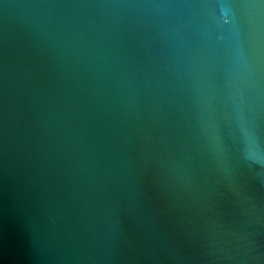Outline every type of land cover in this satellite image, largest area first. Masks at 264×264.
Wrapping results in <instances>:
<instances>
[{
	"label": "water",
	"instance_id": "1",
	"mask_svg": "<svg viewBox=\"0 0 264 264\" xmlns=\"http://www.w3.org/2000/svg\"><path fill=\"white\" fill-rule=\"evenodd\" d=\"M0 264H264V0H0Z\"/></svg>",
	"mask_w": 264,
	"mask_h": 264
}]
</instances>
